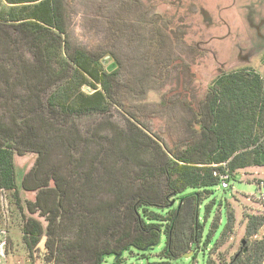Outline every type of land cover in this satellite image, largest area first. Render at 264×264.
I'll return each instance as SVG.
<instances>
[{
  "label": "trees",
  "instance_id": "trees-1",
  "mask_svg": "<svg viewBox=\"0 0 264 264\" xmlns=\"http://www.w3.org/2000/svg\"><path fill=\"white\" fill-rule=\"evenodd\" d=\"M4 1L0 189H13L18 204L13 154L34 152L20 188L35 192L25 208L45 225L21 213L28 258L38 256L42 264H190L201 242L216 240L209 232L202 240V193H213L222 174L229 180L235 168L262 164L263 78L248 69L218 75L188 120L194 138L170 148L132 112L125 111L123 125L111 117L110 109L122 105V63L111 51L71 48L67 0ZM106 54L112 64L103 67ZM87 82L90 94L79 91ZM93 115L99 119L82 132L77 119ZM232 219L229 214L226 221ZM254 219L248 218L247 235L261 224L253 225ZM190 251L189 259L182 256ZM249 256L250 264L262 263L264 236Z\"/></svg>",
  "mask_w": 264,
  "mask_h": 264
},
{
  "label": "rangeland",
  "instance_id": "rangeland-1",
  "mask_svg": "<svg viewBox=\"0 0 264 264\" xmlns=\"http://www.w3.org/2000/svg\"><path fill=\"white\" fill-rule=\"evenodd\" d=\"M67 3L71 48L111 51L122 63L117 85L122 105L110 109L111 117L123 125L128 117L125 111L132 112L148 133L167 147L180 149L192 141L188 120L218 75L248 69L264 80V0ZM4 6L9 8L0 0V8ZM100 63L107 67L112 58L106 54ZM79 91L90 94L94 89L87 82ZM98 119V115L86 116L77 123L85 132ZM35 157L34 152L13 154L18 204L13 189H0V264H42L38 256L28 258L21 233V213L45 225L37 213L30 214L25 208L35 192L20 188V177L33 166ZM228 173L231 178L226 188L218 183L213 193H202L201 214L206 216L202 240L208 232L216 240L211 246L201 242L199 254L190 264H250L249 250L264 236V200L259 194L264 164ZM229 214L230 222L226 221ZM250 215L256 217L253 225L261 224L254 234L247 235ZM39 245L42 248V242ZM157 255V251L151 252V256Z\"/></svg>",
  "mask_w": 264,
  "mask_h": 264
},
{
  "label": "built area",
  "instance_id": "built-area-1",
  "mask_svg": "<svg viewBox=\"0 0 264 264\" xmlns=\"http://www.w3.org/2000/svg\"><path fill=\"white\" fill-rule=\"evenodd\" d=\"M220 186L222 188H226L228 186V175L227 174L220 175ZM259 194L261 198L264 200V180L259 182Z\"/></svg>",
  "mask_w": 264,
  "mask_h": 264
},
{
  "label": "water",
  "instance_id": "water-1",
  "mask_svg": "<svg viewBox=\"0 0 264 264\" xmlns=\"http://www.w3.org/2000/svg\"><path fill=\"white\" fill-rule=\"evenodd\" d=\"M260 161H261V163L264 164V152L261 153V155H260ZM241 243L243 244L244 241L242 240ZM190 254H191V252H188V253L183 254L182 256L185 257V258H187V257L190 256ZM238 254H239V253L237 252V253L234 255L233 259H235V258L238 256Z\"/></svg>",
  "mask_w": 264,
  "mask_h": 264
}]
</instances>
